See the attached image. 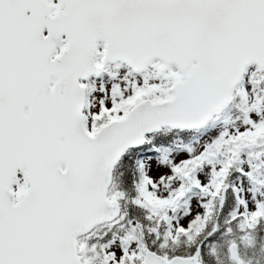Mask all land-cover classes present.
Wrapping results in <instances>:
<instances>
[{
    "label": "snow or ice",
    "instance_id": "snow-or-ice-1",
    "mask_svg": "<svg viewBox=\"0 0 264 264\" xmlns=\"http://www.w3.org/2000/svg\"><path fill=\"white\" fill-rule=\"evenodd\" d=\"M0 264H264V0H0Z\"/></svg>",
    "mask_w": 264,
    "mask_h": 264
}]
</instances>
